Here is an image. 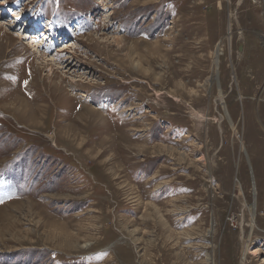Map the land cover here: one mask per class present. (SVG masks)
I'll list each match as a JSON object with an SVG mask.
<instances>
[{"label": "rangeland", "instance_id": "obj_1", "mask_svg": "<svg viewBox=\"0 0 264 264\" xmlns=\"http://www.w3.org/2000/svg\"><path fill=\"white\" fill-rule=\"evenodd\" d=\"M259 104L264 0H0V264H264Z\"/></svg>", "mask_w": 264, "mask_h": 264}, {"label": "bare ground", "instance_id": "obj_2", "mask_svg": "<svg viewBox=\"0 0 264 264\" xmlns=\"http://www.w3.org/2000/svg\"><path fill=\"white\" fill-rule=\"evenodd\" d=\"M161 1H162V0H161ZM161 3H162V2H161ZM153 4H154V3H153ZM158 20H159V19H158ZM45 27H46V26H45ZM57 31H58V30H57ZM31 35H32V34H31ZM31 35H30V36H31ZM27 36H28V35H27ZM28 37H29V36H28ZM28 37H27V38H28ZM42 41H43V40H42ZM32 42H33V41H32ZM35 47H36V45H35ZM217 49H218V48H217ZM34 50L37 51V52H39L38 48H36V49H34ZM62 50H63V49H62ZM39 53H40V52H39ZM130 53H131V52H130ZM215 53H216V52H215ZM133 59H134V58H132V62H133ZM137 61H138V62L136 63V66L138 67V66L141 64V62H140V60H137ZM214 62H215V61H214ZM218 63H219V65H217V68L220 69V72L218 71V72H217V75H220L222 71H221V68H220V62H219V60H218ZM131 64H132V63H131ZM62 65H63V64H62ZM58 68H64V67H63V66H59ZM215 73H216V72H215ZM217 78H218V77H217ZM239 84H240V83H239ZM220 90H223L222 87H220ZM218 96H220V95H218ZM245 96H247V94H246V92H243V93H242V96H241V99H242L241 101H242V102H243V99H246ZM197 97H198V96H197ZM221 97H223V98L225 99L226 96H221ZM203 98H204V97H203ZM249 98H250V97H249ZM251 98H252V97H251ZM222 100H223V99H222ZM248 100H249V99H248ZM245 103H246V102L244 101V104H245ZM178 106H179V105H178ZM244 108H246L245 105H244ZM262 108H264V105L259 104V108H258V109L260 110V109H262ZM217 112H218V111H217ZM250 113H251V112H250ZM226 114H227L226 117L229 118L230 116L228 117V113H226ZM196 115H197L198 118H205V117H204L203 115H201L200 113H196ZM220 117H221V118H214L213 121H215V122H221V121L224 119L225 115H224V114H221ZM201 121H202V120H201ZM222 122H223V121H222ZM221 129H222V128H221ZM196 179H197V178H196ZM190 216H191V215H190ZM61 225H62V224H61ZM94 229H95V228H94ZM243 232H244V230L242 229V234H243ZM38 233H39V232H38ZM71 235H72V234H71ZM68 237H69V236H68ZM106 240H107V239H106ZM119 241H120V240H119ZM119 241H118V242H119ZM102 243H103V242H102ZM95 246H96V245H95ZM92 247H93V246H92ZM259 249H260V248H259ZM259 249H258V250H259ZM91 250H92V249H91ZM150 250H151V249H150ZM131 251H132V250H131ZM132 254H133V253H132ZM63 255H64V254H63ZM117 255H118V254H117ZM125 255H126V254H125ZM85 259H86V258H85ZM114 259H115V258H114ZM128 259H129V258H128ZM87 260H88V259H87ZM130 260H131V259H130ZM95 261H96V260H95ZM131 261H132V260H131ZM79 262H80V261H79Z\"/></svg>", "mask_w": 264, "mask_h": 264}, {"label": "built area", "instance_id": "obj_3", "mask_svg": "<svg viewBox=\"0 0 264 264\" xmlns=\"http://www.w3.org/2000/svg\"><path fill=\"white\" fill-rule=\"evenodd\" d=\"M229 219H230L231 225L236 228L235 223H234V219L233 218H229Z\"/></svg>", "mask_w": 264, "mask_h": 264}, {"label": "crops", "instance_id": "obj_4", "mask_svg": "<svg viewBox=\"0 0 264 264\" xmlns=\"http://www.w3.org/2000/svg\"><path fill=\"white\" fill-rule=\"evenodd\" d=\"M254 163H255V161H254ZM256 164V163H255ZM257 165V164H256Z\"/></svg>", "mask_w": 264, "mask_h": 264}, {"label": "trees", "instance_id": "obj_5", "mask_svg": "<svg viewBox=\"0 0 264 264\" xmlns=\"http://www.w3.org/2000/svg\"><path fill=\"white\" fill-rule=\"evenodd\" d=\"M8 172V171H7Z\"/></svg>", "mask_w": 264, "mask_h": 264}]
</instances>
